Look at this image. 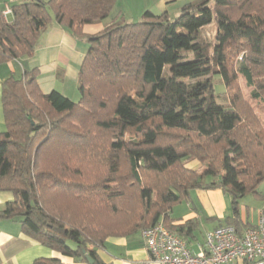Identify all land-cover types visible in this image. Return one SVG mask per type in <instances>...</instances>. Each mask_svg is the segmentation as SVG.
<instances>
[{"label":"trees","instance_id":"obj_1","mask_svg":"<svg viewBox=\"0 0 264 264\" xmlns=\"http://www.w3.org/2000/svg\"><path fill=\"white\" fill-rule=\"evenodd\" d=\"M114 2L19 0L9 19L0 13V63L33 55L51 22L79 36ZM212 22L210 42L199 30ZM86 43L76 101L42 93L35 68L2 82L0 191L13 198L0 219L81 264H105L96 250L107 237L158 222L195 239L198 221L172 225L169 217L192 189L228 194L240 229L238 200L260 196L264 180V124L238 86L240 75L251 98L264 100V0H187L174 18L113 17ZM189 161L205 166L198 172Z\"/></svg>","mask_w":264,"mask_h":264},{"label":"crops","instance_id":"obj_2","mask_svg":"<svg viewBox=\"0 0 264 264\" xmlns=\"http://www.w3.org/2000/svg\"><path fill=\"white\" fill-rule=\"evenodd\" d=\"M18 1L0 0V13L3 14L4 10ZM186 1L115 0L110 14L100 22L84 24L81 27L79 36L73 35L67 28L56 22L49 23L40 32L33 55L0 63V132L5 129L1 104V86L7 77L12 75L19 78L24 71L35 68L37 69L36 81L42 93H48L54 89L76 101L79 98L77 89L78 70L87 50V35L100 32L105 25L110 23L113 17L126 22H135L140 20L145 11H151L154 14L167 12L171 18H174ZM5 18L9 19L10 16ZM194 193L196 194L195 200L189 198V193L186 200L172 207L169 217L173 221L170 224L178 225L187 220L200 222L201 218L205 220L207 218H219L218 223L206 229L205 232L222 224H232L231 220L234 216L231 202V213L225 215L224 192L221 189H197ZM12 198V193L0 191V210ZM262 210L264 211V206L259 212ZM241 211L239 209L237 216L240 229L246 223L251 225L256 222L249 221L246 214ZM141 230L126 235L107 237L104 241V247L96 250L100 260L105 264H157L150 261L141 236ZM186 238L191 249L197 251V239L191 238V236ZM38 257H55L65 264H81L75 262L73 258L63 256L25 235L17 221L0 219V264H33V261Z\"/></svg>","mask_w":264,"mask_h":264},{"label":"built area","instance_id":"obj_3","mask_svg":"<svg viewBox=\"0 0 264 264\" xmlns=\"http://www.w3.org/2000/svg\"><path fill=\"white\" fill-rule=\"evenodd\" d=\"M3 15L10 16V8ZM141 236L150 261L157 264H264L263 210L254 224L241 229L222 224L206 231L203 243L196 241L197 251L161 222L143 228Z\"/></svg>","mask_w":264,"mask_h":264},{"label":"rangeland","instance_id":"obj_4","mask_svg":"<svg viewBox=\"0 0 264 264\" xmlns=\"http://www.w3.org/2000/svg\"><path fill=\"white\" fill-rule=\"evenodd\" d=\"M216 32V25L214 22L211 24L203 27L202 29L199 30V34L205 38L207 41H213L214 35ZM172 65H167L165 68L166 72H169L171 69ZM213 84V89H214V94H216V99L219 102H224L222 94L224 92V86L223 84L219 81V78L217 76L213 77L212 80ZM238 86L241 90L243 99L250 105L251 109L253 110L254 114L257 116L259 121L264 124V100H259V99H252L251 98V91L252 87L247 86L245 83V80L243 79L242 76L239 75L238 77ZM220 95V96H219ZM189 166L195 167L194 169L197 170L198 172H201L205 166L204 163H198L197 161L194 162H187ZM197 167V169H196ZM197 189H192L190 191V197L192 199H196V194L194 193ZM257 192L260 193V196H256L252 193H247L244 195L242 198L238 200V208L243 211L244 214H246L247 219L249 221L255 222L259 213V210L264 206V180L258 185L257 187ZM192 194V197H191ZM224 195V201H225V208L224 212L225 215H228L231 213V208H230V197L228 194L223 193ZM241 211V212H242ZM219 218H207L206 220L204 218H201V221H198V227L195 230V235L197 241L200 243H203V236L205 233V230L208 228L213 227L218 223Z\"/></svg>","mask_w":264,"mask_h":264},{"label":"water","instance_id":"obj_5","mask_svg":"<svg viewBox=\"0 0 264 264\" xmlns=\"http://www.w3.org/2000/svg\"><path fill=\"white\" fill-rule=\"evenodd\" d=\"M86 259L88 260L89 263H92L93 262V260H92V258L90 256H87L86 255Z\"/></svg>","mask_w":264,"mask_h":264}]
</instances>
